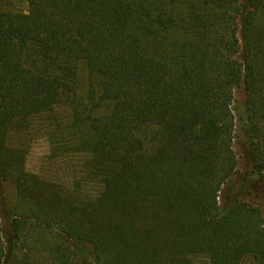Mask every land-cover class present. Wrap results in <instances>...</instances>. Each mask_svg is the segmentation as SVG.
Segmentation results:
<instances>
[{"label":"trees","instance_id":"trees-1","mask_svg":"<svg viewBox=\"0 0 264 264\" xmlns=\"http://www.w3.org/2000/svg\"><path fill=\"white\" fill-rule=\"evenodd\" d=\"M25 2L0 11V264H264L238 194L264 198V0ZM35 136L71 186L26 170Z\"/></svg>","mask_w":264,"mask_h":264},{"label":"rangeland","instance_id":"rangeland-1","mask_svg":"<svg viewBox=\"0 0 264 264\" xmlns=\"http://www.w3.org/2000/svg\"><path fill=\"white\" fill-rule=\"evenodd\" d=\"M27 10L25 0H0V11L12 12V13H24ZM78 96L84 98L88 88V74L84 64H80L78 67ZM244 101V95L241 90L234 92V100L232 103V109L236 110L240 108ZM238 133V132H237ZM28 140V139H27ZM243 137L238 134L233 139L232 147L233 151L238 157V173L241 176L248 168L245 164L241 152ZM28 154L26 158V170L30 173L37 174L41 178L54 183H59L65 187L71 186V182L75 175V170L80 160L77 157L71 156L66 160H62L61 157L53 159L51 156L50 146L47 141L40 136H35L32 140L27 141ZM68 161V162H67ZM79 166V165H78ZM0 191L2 192L4 199L6 200L7 207L10 208L14 202V187L6 182L3 183ZM239 198L245 202H248L254 207L261 210L262 218L264 221V198L262 196H247L245 192L240 191ZM89 250V251H88ZM81 260L93 263L94 258L87 248V251L81 257ZM195 264H206L202 258L194 259ZM243 264H253L251 260L245 261Z\"/></svg>","mask_w":264,"mask_h":264}]
</instances>
